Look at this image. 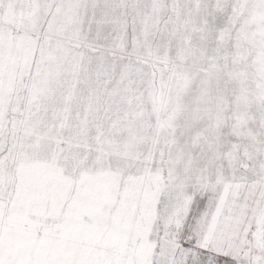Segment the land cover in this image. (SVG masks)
Here are the masks:
<instances>
[{
    "label": "snow or ice",
    "instance_id": "snow-or-ice-1",
    "mask_svg": "<svg viewBox=\"0 0 264 264\" xmlns=\"http://www.w3.org/2000/svg\"><path fill=\"white\" fill-rule=\"evenodd\" d=\"M0 264H264V0H0Z\"/></svg>",
    "mask_w": 264,
    "mask_h": 264
}]
</instances>
